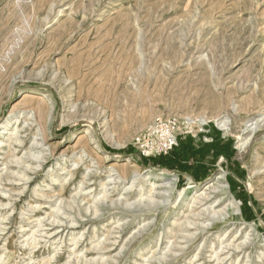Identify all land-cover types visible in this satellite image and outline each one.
Segmentation results:
<instances>
[{
	"label": "rangeland",
	"instance_id": "1",
	"mask_svg": "<svg viewBox=\"0 0 264 264\" xmlns=\"http://www.w3.org/2000/svg\"><path fill=\"white\" fill-rule=\"evenodd\" d=\"M0 128V264H264V0H0Z\"/></svg>",
	"mask_w": 264,
	"mask_h": 264
},
{
	"label": "built area",
	"instance_id": "2",
	"mask_svg": "<svg viewBox=\"0 0 264 264\" xmlns=\"http://www.w3.org/2000/svg\"><path fill=\"white\" fill-rule=\"evenodd\" d=\"M188 126L187 123H179L169 120L150 128L142 139V156L159 157L168 155L178 146V137L181 135L180 127Z\"/></svg>",
	"mask_w": 264,
	"mask_h": 264
},
{
	"label": "trees",
	"instance_id": "3",
	"mask_svg": "<svg viewBox=\"0 0 264 264\" xmlns=\"http://www.w3.org/2000/svg\"><path fill=\"white\" fill-rule=\"evenodd\" d=\"M220 144L218 143V141H216L215 143L211 144L209 147L212 150L221 151V153H223ZM123 152L124 154H129L131 153V150L127 148ZM190 158H191L190 150L187 148L186 145L180 144L179 147L173 149V151L168 155L159 157V159L157 160L146 161L145 163L151 166H157L159 168H164L171 171H177L179 173H188L190 168L186 165V162ZM205 176H206L205 174H203L202 177H198V175L197 176L194 175L193 178L194 180L198 181L204 178ZM241 200H242L240 206L241 214L243 215L245 220H249V221L253 220L254 217L252 211L249 209V207H247V202L245 201V198L243 197L241 198Z\"/></svg>",
	"mask_w": 264,
	"mask_h": 264
},
{
	"label": "bare ground",
	"instance_id": "4",
	"mask_svg": "<svg viewBox=\"0 0 264 264\" xmlns=\"http://www.w3.org/2000/svg\"><path fill=\"white\" fill-rule=\"evenodd\" d=\"M24 99H28V101H29V99L31 98V96H29V95H25L24 97H23ZM33 98V97H32ZM31 98V99H32ZM27 101V100H26ZM5 125L6 124H8V122H5L4 123ZM1 129V128H0ZM2 129H4V128H2ZM224 130V129H223ZM13 134H10L9 136H8V139L6 140V142L7 141H9L10 139H11V136H12ZM17 136V135H16ZM13 140H14V138H13ZM18 141V140H17ZM2 141L0 140V150L3 148V147H5V146H3L2 144ZM14 143H17L16 141L14 142ZM13 142H12V144H14ZM164 176V175H163ZM167 176H169L168 174H166L165 175V177H167ZM19 180H22V181H24V182H26V181H28V179H26V178H24V179H19ZM171 181V180H170ZM224 177H223V175L222 174H218V175H216L214 178H213V180H211V181H209V182H206L205 184H204V187H203V189H204V191H209L208 192V195L207 194H202L203 196L202 197H200V199H199V201H197V204H199V205H202V203H204L203 205H207V204H215L214 205V208H219V207H221L222 205H223V203H222V201H220V200H218L217 202L216 201H213V199H214V197H215V195H219L220 194V192H215V188H212L211 189V187H214V185L215 184H220L219 185V187L220 188H223V187H225V184H224ZM224 185V186H223ZM159 188V187H158ZM210 189V190H209ZM220 190V189H219ZM150 194H152L151 193V191L149 192ZM210 195L212 196V195H214V197H212V198H210ZM231 199H228V201H227V203H228V205H227V207L228 208H232L233 210H235V207H236V210H237V205H236V203L235 202H233V201H230ZM4 206V205H3ZM224 206V205H223ZM224 209V208H223ZM226 209V208H225ZM221 210V209H220ZM213 213V212H212ZM215 213V212H214ZM116 227V226H115ZM119 227V226H118ZM52 235V234H51ZM236 237V236H235ZM234 240V239H233ZM264 244V243H263ZM113 246H115L116 245V243L114 242L113 244H112ZM228 246V245H227ZM231 246V245H230ZM75 247V246H74ZM233 249H234V247H233ZM236 251V250H235ZM217 261H218V264H220L221 262H219V259H217ZM221 261V260H220ZM224 261V260H223Z\"/></svg>",
	"mask_w": 264,
	"mask_h": 264
}]
</instances>
